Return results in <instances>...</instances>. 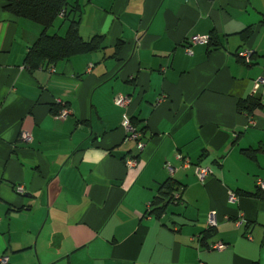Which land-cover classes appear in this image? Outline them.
<instances>
[{
  "label": "crops",
  "instance_id": "1",
  "mask_svg": "<svg viewBox=\"0 0 264 264\" xmlns=\"http://www.w3.org/2000/svg\"><path fill=\"white\" fill-rule=\"evenodd\" d=\"M69 3L49 33L65 35L78 18L84 39L104 35L108 47L31 71L25 59L44 26L0 0V257L264 264V198L254 195L264 180V0ZM251 26L247 40L241 33ZM212 33L220 47L196 43L186 53L192 36ZM245 49L252 54L242 60ZM118 95L131 98L128 108ZM248 97L263 103L251 115L238 110ZM56 103H68L67 117H57L66 106L54 113ZM125 112L146 129L140 153L126 140ZM198 165L210 168L203 180ZM169 178L182 200L158 218L147 211ZM212 214L210 242L222 250L197 240Z\"/></svg>",
  "mask_w": 264,
  "mask_h": 264
},
{
  "label": "trees",
  "instance_id": "2",
  "mask_svg": "<svg viewBox=\"0 0 264 264\" xmlns=\"http://www.w3.org/2000/svg\"><path fill=\"white\" fill-rule=\"evenodd\" d=\"M4 4L3 8L5 11L14 14L21 18H26L42 24L43 30L30 47L25 63L31 71L46 65L53 64L62 59H69L72 56L80 54H89L97 51H104L108 45L106 44L107 38L104 35H96L89 40L84 39L80 34V20L72 19L65 35L58 33L50 34L49 29L55 23L58 18V14L65 10V15L68 16V7L70 6L69 0H1ZM72 11L78 10L79 6H72ZM64 15V16H65ZM261 24V23H260ZM264 24V19L262 21ZM261 24V25H262ZM254 34V26L248 27L244 32L241 33L247 40L251 39ZM188 42L187 45H189ZM186 45V47H187ZM208 51L218 48L221 46L218 35L212 33L208 42ZM254 55V54H253ZM241 58V57H239ZM243 60V58H241ZM262 99L257 97H248L241 99L238 102V110L247 111L248 114H253L254 110L263 106ZM67 104H54V113H57L59 109ZM132 123L142 132L144 137V127L139 128L140 121L137 117H131ZM204 167L198 165V167ZM260 187V186H259ZM261 188V187H260ZM256 192L254 195L264 198V193ZM179 193V194H178ZM177 195H179L177 197ZM182 200V189L175 178H169L165 181L157 196L154 197L150 203L149 210L150 214L156 217H162L168 210L170 204H179ZM217 226H209L197 237L199 246L208 250H212L210 239L217 231Z\"/></svg>",
  "mask_w": 264,
  "mask_h": 264
},
{
  "label": "built area",
  "instance_id": "3",
  "mask_svg": "<svg viewBox=\"0 0 264 264\" xmlns=\"http://www.w3.org/2000/svg\"><path fill=\"white\" fill-rule=\"evenodd\" d=\"M65 10H62L60 12V15H64ZM210 40V36L208 35H194L189 39L190 44L187 45L185 51L187 54L192 55L194 53L192 46L196 43H208ZM251 52L248 49H245L244 51H241L239 53V56L243 59H250L251 57ZM258 82L261 84H264V78H259ZM131 98L128 97L127 95H118L115 98L116 104H118L121 107L128 108L129 105L131 104ZM70 113V109L66 107L60 114L57 115V117L65 118L68 116ZM122 126L125 127L126 129V140L129 141H134L136 143V147L139 150V153L144 149L145 143L143 141V134L142 132L132 123L131 117L125 112L123 115L122 119ZM25 138H29L30 135L25 132L24 134ZM181 157V156H180ZM189 162V161H188ZM187 162V163H188ZM125 163L127 167H134L138 163V157L137 156H127L125 157ZM168 169L170 170L171 173H174L175 169L171 165H168ZM210 168L209 167H197V174L201 180L205 179V177L209 174ZM259 186L261 189L264 191V180L260 179L258 182ZM23 192V189H21ZM179 195H177L178 197ZM236 199V196L232 193L230 195V200L234 201ZM214 214V213H213ZM210 216L209 219V224L210 226H217V220L214 219V215ZM212 249H217V250H222L226 248V244L224 243H214L211 244ZM9 262V257L7 255H4L0 257V264H8ZM203 264V263H202Z\"/></svg>",
  "mask_w": 264,
  "mask_h": 264
},
{
  "label": "rangeland",
  "instance_id": "4",
  "mask_svg": "<svg viewBox=\"0 0 264 264\" xmlns=\"http://www.w3.org/2000/svg\"><path fill=\"white\" fill-rule=\"evenodd\" d=\"M62 18H59L58 19V22L57 23H59V25L61 24V22H62ZM64 24H66V23H64ZM64 24H62V25H64ZM66 31L64 30L63 32H62V34H64ZM99 53V52H98ZM97 53V54H98ZM198 205H201V206H204V205H206V201H203L202 203H198ZM9 263V262H8Z\"/></svg>",
  "mask_w": 264,
  "mask_h": 264
}]
</instances>
